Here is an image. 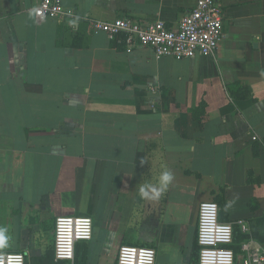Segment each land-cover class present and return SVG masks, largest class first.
Returning <instances> with one entry per match:
<instances>
[{
    "label": "crops",
    "instance_id": "crops-1",
    "mask_svg": "<svg viewBox=\"0 0 264 264\" xmlns=\"http://www.w3.org/2000/svg\"><path fill=\"white\" fill-rule=\"evenodd\" d=\"M41 1L0 0V226L11 238L0 252L117 264L137 240L156 264H198L199 208L210 202L264 246V0H217L216 54L182 61L128 53L92 23L177 30L198 0H63L72 15L42 22ZM165 169L167 191L141 198ZM72 216L97 227L73 262L57 261L56 220ZM243 240L237 230L238 262Z\"/></svg>",
    "mask_w": 264,
    "mask_h": 264
},
{
    "label": "built area",
    "instance_id": "built-area-1",
    "mask_svg": "<svg viewBox=\"0 0 264 264\" xmlns=\"http://www.w3.org/2000/svg\"><path fill=\"white\" fill-rule=\"evenodd\" d=\"M38 21H57L71 16L63 0H42L35 9ZM224 14L217 0H198L193 11L177 30L164 22H140L120 18L110 22H93L96 33H104L125 45L128 53L149 48L157 59L179 61L216 54L224 39ZM244 236L238 256L232 248L236 231ZM94 236V221L87 216L60 217L56 220L54 252L57 261L73 262L79 242H90ZM198 264H264V246L257 242L246 221L225 224L220 220V208L215 202L200 205L197 223ZM153 248L125 245L119 249L117 264H156ZM0 264H26L23 253L0 252Z\"/></svg>",
    "mask_w": 264,
    "mask_h": 264
},
{
    "label": "clouds",
    "instance_id": "clouds-1",
    "mask_svg": "<svg viewBox=\"0 0 264 264\" xmlns=\"http://www.w3.org/2000/svg\"><path fill=\"white\" fill-rule=\"evenodd\" d=\"M78 19L79 17H76V20ZM76 20L71 23H75ZM173 180V173L170 170L165 169L160 173L156 185L145 184L141 186L139 188V194L143 199L158 200L167 191ZM10 239L8 228L0 226V248L8 247Z\"/></svg>",
    "mask_w": 264,
    "mask_h": 264
},
{
    "label": "rangeland",
    "instance_id": "rangeland-1",
    "mask_svg": "<svg viewBox=\"0 0 264 264\" xmlns=\"http://www.w3.org/2000/svg\"><path fill=\"white\" fill-rule=\"evenodd\" d=\"M93 221H94V226L97 227L96 220H93ZM95 230H96V228H95ZM129 243H130L129 245H131V246H143V247L150 248V246L147 245L146 243H143V242H140V241H137V240L129 242Z\"/></svg>",
    "mask_w": 264,
    "mask_h": 264
}]
</instances>
